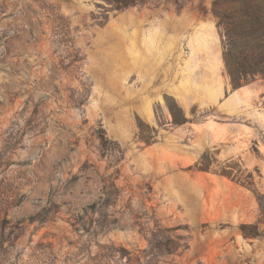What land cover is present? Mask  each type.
<instances>
[{
    "label": "rangeland",
    "instance_id": "rangeland-1",
    "mask_svg": "<svg viewBox=\"0 0 264 264\" xmlns=\"http://www.w3.org/2000/svg\"><path fill=\"white\" fill-rule=\"evenodd\" d=\"M212 2L0 0V264H264V77Z\"/></svg>",
    "mask_w": 264,
    "mask_h": 264
},
{
    "label": "trees",
    "instance_id": "trees-1",
    "mask_svg": "<svg viewBox=\"0 0 264 264\" xmlns=\"http://www.w3.org/2000/svg\"><path fill=\"white\" fill-rule=\"evenodd\" d=\"M116 1L123 2L121 7L138 2ZM212 12L222 36L223 60L232 87L264 77V0H213ZM174 102L175 107L170 105L173 121L187 122L183 108Z\"/></svg>",
    "mask_w": 264,
    "mask_h": 264
}]
</instances>
